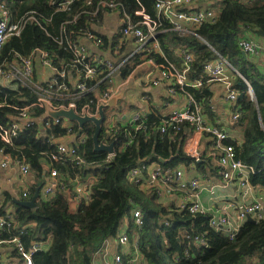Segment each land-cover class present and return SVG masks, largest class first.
I'll return each instance as SVG.
<instances>
[{
	"label": "trees",
	"instance_id": "1",
	"mask_svg": "<svg viewBox=\"0 0 264 264\" xmlns=\"http://www.w3.org/2000/svg\"><path fill=\"white\" fill-rule=\"evenodd\" d=\"M55 1L8 0L7 8L14 17L34 11L39 25L27 23L20 36L5 43L0 53V65L4 60L9 62L14 52L27 56L35 49L45 51L54 61L59 58L69 61L72 54L62 50L50 36L55 37L60 31H65L68 35L73 33L71 38L75 40L80 39V34L85 31L91 30L99 35L97 30L106 29L104 14L93 16L99 0L76 1L69 12L58 10ZM112 1L119 11L124 10L134 21L137 20L134 13L139 10L151 17L155 15L154 0ZM192 10H209L213 14L212 19L192 27L193 34L162 32L158 35L160 49L164 58L178 69L182 64L181 51L192 56L188 77L200 78L203 84L198 89L188 88L187 92L195 100L206 123L216 128L223 129L211 102L210 87L214 83H206L203 65L216 52L241 75L242 78L231 73V90L237 98L228 108L227 117L231 125L226 131L230 137L223 145L233 146L235 159L253 169V173L248 174L249 184L264 190V73L252 58H244L238 47L243 38L256 43L264 41V0H197L191 5ZM105 14L110 15V11ZM119 37L118 33L112 40L104 36L102 52L117 58L114 46L118 44ZM148 58L164 62L154 52H150ZM140 63L138 57L132 58L121 70V78ZM107 87V82H101L89 94L82 96L77 104L95 101ZM35 99L36 95L28 89L15 87L1 91L0 124L6 125L9 117L16 114L11 107H24ZM161 100L163 104H169L172 97L165 92V98ZM150 101L149 97V104ZM123 107L133 109V105L122 102L111 110L115 109L122 118L120 112ZM162 107L152 106L153 112L147 114L141 130L136 131L133 126L123 125L118 120L114 123L116 132L110 135L106 134L103 124L99 141L107 145L114 142V154L110 158L105 152L94 151L93 125L85 124L76 138L77 127L73 124L72 146L84 161L81 165L66 160L49 162V155L56 150L46 139L67 136V131L60 127L61 123L46 128L40 123L24 128L12 146L0 141V149L5 153L29 164V175L23 180L27 197L21 196V187L16 189V198L4 193L0 215L10 210L16 226L26 227V235L22 238L25 248L34 242L41 244L40 251L32 257L33 264H95L96 255L106 251L107 243L118 244L122 235L127 236V245L130 244L133 252L140 255L143 264H264V218L255 223H243L230 239L226 229L210 226L212 213L190 215L180 210L176 205L180 193H175L170 200H162L157 196V187H143L129 178L131 170L157 164L163 170L181 169L184 175L199 178L203 184L221 182L217 157L210 156L207 141L197 160L184 152V143L194 130L192 125L181 122L160 133L163 116L158 109ZM43 112L39 109L29 111L37 121ZM236 130L240 131L239 138L235 135L238 133ZM48 166L56 170L59 187L44 199L40 190L45 183ZM144 175H147L145 170ZM76 183L84 185L88 197L72 207L71 195ZM37 188L39 197L34 209L18 204L19 201L30 200ZM135 212L140 215V223L136 222ZM124 218L126 223L123 227ZM14 233V229L0 231V239L11 238ZM197 237H203L205 244L197 243ZM9 253L10 258L17 257L14 251ZM116 254H121L128 264L130 255L122 254L120 247Z\"/></svg>",
	"mask_w": 264,
	"mask_h": 264
},
{
	"label": "built area",
	"instance_id": "2",
	"mask_svg": "<svg viewBox=\"0 0 264 264\" xmlns=\"http://www.w3.org/2000/svg\"><path fill=\"white\" fill-rule=\"evenodd\" d=\"M76 1L79 0H56L55 2L58 10L69 11ZM7 2L8 0H0V53L3 45L10 38L20 36L27 23L39 25V21L34 16V11L24 13L22 18H15L8 10ZM196 2L197 0H154L155 15L151 17L145 14L143 10H139L134 13L137 18L134 21L124 10L119 11L114 1L99 0L96 3L93 16H98L100 13L106 15L105 13L110 11V14L115 17V24L113 23L112 29H96L99 35L91 30L85 31L80 34V39L75 40L71 38L73 33L68 35L65 31H60L58 36H50L62 50L72 54L69 61L60 58L54 61L45 51L40 49H35L23 57H18L21 54L14 52L9 62L4 60L0 65V90L8 86V89H13L16 84L30 90L36 95V99L24 107H11L16 114L9 117V123L6 125L0 124V141L12 146L14 139L24 128H30L39 123L43 124V128H46L53 122L54 125L62 122L63 129L67 131V136L46 139L51 143V147L56 150L55 153L49 155V162L66 160L81 165L84 161L72 146V126L60 119L58 121L52 119H39L37 121L32 118L29 111L34 109L43 111L45 107L52 110L72 108L79 116L96 118L98 117L99 106L106 104L112 97L122 92L127 81L136 70L148 68L144 78L145 88L164 87L168 96L172 98L179 96L183 100L182 106L163 116L159 127L160 133H165L168 126L181 122L192 125L194 130L184 143V152L190 158L197 160L200 155L198 149L200 142L207 141L210 156L217 157L216 161L220 167L222 180L219 184L209 187L203 184L199 178L186 179L181 169L163 170L157 164L133 169L129 172V178L143 187H157V196L162 200H170L176 195L175 193H180L176 205L180 210H184L190 215L208 212L214 215L217 213L211 219L210 226L226 229L230 239L246 222L247 217H251L255 221L263 219L264 196L262 195H258L249 204L236 206L234 203L228 202L215 210L206 209L201 201V195L204 191L213 197L215 189L226 190L236 179L241 193L249 192L253 196V191L256 188L248 182V174L253 173V169L237 161L233 149L223 145V142L229 139L227 131L206 123L195 100L187 92L188 88L198 89L203 84L200 78L188 77L193 63L192 56L181 51L182 64L178 69L164 58L159 46L158 35L162 32L172 31L178 35L193 34L192 27L201 26L212 19L213 14L209 10L191 11V5ZM83 13L84 11L81 12V14ZM116 33L120 34L119 42L114 46V55L117 58L104 57V52H102L103 37L108 36V39L112 40ZM238 47L246 57L250 58H255L264 51V46L248 38L241 39L238 42ZM120 51L121 54H119ZM150 52L159 54L164 62H156L153 58H148ZM134 57H138L141 63L122 79L121 70ZM36 63L49 72L44 80H36L34 76ZM203 73L207 77L206 83L220 84L223 87L225 98L229 103L228 107H230L237 98V94L231 90V73L242 78L238 71L214 52L211 60L204 63ZM100 76L103 77L99 79ZM103 81L108 83V87L95 98V101H89L80 106L77 104L82 96L89 94ZM142 100H147V97L143 96ZM121 116L124 117L125 115L122 114ZM129 116L127 124L133 126L136 131L141 130L147 114L134 111ZM232 118L235 120V115ZM114 123L105 120L106 134L112 135L116 132ZM205 134L208 138H205ZM12 167L16 168L20 179L24 180L28 177L29 164L25 160L12 158L10 154L0 149V172H7ZM144 170L147 172L146 176ZM24 186L21 187V196L26 198L28 191ZM58 187L59 181L56 170L50 169L48 166L40 196L47 199ZM87 197L88 194L84 185L76 183L74 194L71 195L73 203L85 200ZM228 209L233 211L232 214L229 213ZM134 217L136 222L140 223L139 213L135 212ZM5 229H14L15 233L11 238L0 239V264H33L32 257L40 251L41 244L34 242L28 248L24 247L22 238L26 235V227L16 226L10 210L4 215H0V231ZM195 241L200 245L205 244L203 237H197ZM127 243V236H120L118 244L124 246ZM10 250L16 253V258H10ZM130 256L127 261L128 264H143L140 255L135 251ZM112 261L113 264H126L121 254L114 255Z\"/></svg>",
	"mask_w": 264,
	"mask_h": 264
},
{
	"label": "crops",
	"instance_id": "3",
	"mask_svg": "<svg viewBox=\"0 0 264 264\" xmlns=\"http://www.w3.org/2000/svg\"><path fill=\"white\" fill-rule=\"evenodd\" d=\"M115 17L110 15H104V25H106L105 28L107 29H112L113 23L115 24ZM255 42V41H254ZM261 43H257L261 46H264V41H259ZM256 43V42H255ZM132 47V45H131ZM104 57H110L109 54H103ZM255 65L257 66V68L260 70V72L264 73V51H262L258 56H256L255 58H252ZM148 69V68H147ZM146 69H138L134 72V74L130 77V79L127 81L126 86H125V90H127V101L130 100V91H132L133 95L135 93L138 94L140 100H142L143 96L147 97V100H142L144 102H146L149 105L150 108V113L153 112V108L152 106H163L162 108L158 109L160 113H162V116L166 115L167 113H169L171 110L178 108L180 106H182L183 104V100L181 97L176 96L174 98H172L171 102L169 104H163L162 102V98H165V92H164V87H151V88H145L146 86L144 85V78L148 72L145 71V75L143 78H140L139 81H135L134 80V76L136 75V73L138 71H144ZM48 71L44 68L41 67L40 64L36 63L35 64V78L36 80H44L47 75H48ZM118 80V78L116 79V81ZM123 89V90H124ZM211 95H212V105L214 107V111L218 114V122L222 125L221 128H223L224 130H229V125H231L230 119L229 117H227L229 110H228V105L229 103L227 102L226 98H225V92L223 87L220 84H212L211 87ZM250 89V87H249ZM123 95L124 92L122 91ZM250 93L252 94V91L250 89ZM149 97L151 98L150 104L148 103L149 101ZM128 103H130L128 101ZM152 104V105H151ZM131 105V104H130ZM151 105V106H150ZM169 109V110H168ZM130 116H124L122 118H120L121 120H127L129 119ZM118 119V120H120ZM120 122L122 124V122ZM237 131V130H236ZM238 133H236L235 135L239 138L240 137V131H237ZM229 135V134H228ZM230 137V135H229ZM200 146H202V150L204 149L203 146L205 147V142L203 143V141L200 142L198 149L200 148ZM201 150V151H202ZM1 176H0V203L4 198V193L8 192L12 197L16 198L17 195V191L16 188L13 187V185H15L14 181H18L19 184L22 185V188L25 184H23V180L20 179L17 170L15 167H12L11 169H9L7 172H0ZM191 175H185L186 179H190L192 177H190ZM219 176H221V173H219ZM221 180H222V176H221ZM14 183V184H13ZM204 183V182H203ZM219 184V182L217 183H208L205 185L207 186H213ZM25 187V186H24ZM256 189L253 191V196H251L249 194V192H247L246 194L241 193L240 188L238 186V181L237 179L234 180L230 186L226 189V190H221V189H215L214 191V196L211 197L209 196V194L207 192H203V194L201 195V201L204 204L206 209H219L220 207H222L223 205H226L228 202H232L234 203V205H242V204H249L252 202L253 199H255L258 195H261L262 192H264L263 189L259 188V187H255ZM18 190V188H17ZM229 213L232 214V210L228 209ZM215 213V212H213ZM217 213H215L214 215H216ZM130 244H126L124 246H120L118 245L116 242H108L107 243V249L105 252H103V254L101 255H96L94 262L95 264H113L112 258L115 255V252L117 250L118 247H120V250L122 252V254L124 255H131L133 253V249H131Z\"/></svg>",
	"mask_w": 264,
	"mask_h": 264
},
{
	"label": "water",
	"instance_id": "4",
	"mask_svg": "<svg viewBox=\"0 0 264 264\" xmlns=\"http://www.w3.org/2000/svg\"><path fill=\"white\" fill-rule=\"evenodd\" d=\"M243 57L246 58V55L242 53ZM242 94L239 95L241 97ZM124 95L122 92L118 93L114 97H112L106 104H101L98 108V117H89V116H79L77 115L72 108H69L67 110L60 109V110H52L48 107L44 108V112L41 115L40 119H57V118H63V120H66L68 122H71L76 125L77 132H76V138L80 136L83 126L85 124H91L94 126V133L92 136L93 141V147L94 151L96 152H105L109 156H112L114 154V142L107 145L99 141V136L102 132L103 124L105 123L106 116L105 112L110 109L114 108L118 105V102L123 99ZM202 150V146L199 148V152ZM39 197V188L35 189V192L30 200L28 201H19L18 204L29 208L34 209L36 207V200ZM246 222L255 223L256 221L253 220L251 217H247Z\"/></svg>",
	"mask_w": 264,
	"mask_h": 264
},
{
	"label": "rangeland",
	"instance_id": "5",
	"mask_svg": "<svg viewBox=\"0 0 264 264\" xmlns=\"http://www.w3.org/2000/svg\"><path fill=\"white\" fill-rule=\"evenodd\" d=\"M148 69L144 70V71H138L136 73V75L134 76V80L137 82L140 80V78H143L144 75H145V71H147ZM124 92V97L123 99L118 103L121 104L122 102L125 103L126 105H133V109H128L127 107H123L122 108V112H120V114H123V115H126V116H129L132 112H138V113H142V114H148L150 112V108H149V105L140 100L139 96L137 93H135L133 95L132 91H130V100H128L130 103H128L127 99L128 97L126 96L127 95V90H123ZM123 105V104H122ZM115 108V107H114ZM112 108H110V110L108 109L107 112H105V115H106V121H111L112 123L116 122L118 119H120V116L119 114L117 113V111L115 109L111 110ZM169 110V109H168ZM121 120V119H120ZM122 124L125 125L127 124V120H121ZM15 185H13L14 188H19V187H22V183L19 184L18 181H14ZM13 183V184H14ZM78 185H80V183H77ZM76 187V186H75ZM262 196H264V192L261 193ZM73 203V202H72ZM72 207H75V203L72 204ZM125 223H126V219L124 218L123 220V224L122 226L124 227L125 226Z\"/></svg>",
	"mask_w": 264,
	"mask_h": 264
},
{
	"label": "bare ground",
	"instance_id": "6",
	"mask_svg": "<svg viewBox=\"0 0 264 264\" xmlns=\"http://www.w3.org/2000/svg\"><path fill=\"white\" fill-rule=\"evenodd\" d=\"M70 11V10H69ZM69 11H66V12H69ZM11 12V11H10ZM28 12V11H27ZM26 13V12H25ZM25 14H22V15H20L19 17H16L15 16V18H22L23 16H24ZM4 46V45H3ZM3 48V47H2ZM18 57H23V55H18ZM2 64V63H1ZM15 87H18V88H22L20 85H14ZM9 88V86L8 87H5L4 89H2V90H0V92L1 91H4L5 89H8ZM22 89H24V88H22ZM63 120V118H57V119H53L54 121H58V120ZM64 121H66V120H64ZM66 123L67 124H69V125H73V123H71V122H68V121H66ZM54 125V122L52 123V126ZM60 127L61 128H64V125L62 124V122H61V125H60ZM48 143H50L49 142V140H48ZM46 144V143H45ZM50 145H51V143H50ZM226 147H230V148H232L233 149V146H231V145H226ZM109 156V155H108ZM109 157H111V156H109ZM222 176V175H221Z\"/></svg>",
	"mask_w": 264,
	"mask_h": 264
}]
</instances>
